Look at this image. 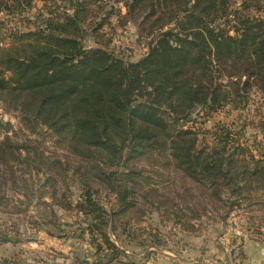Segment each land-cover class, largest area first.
<instances>
[{"label":"trees","instance_id":"16d2710c","mask_svg":"<svg viewBox=\"0 0 264 264\" xmlns=\"http://www.w3.org/2000/svg\"><path fill=\"white\" fill-rule=\"evenodd\" d=\"M36 1L50 7L40 20H29L26 30L9 26ZM101 1L0 0V100L31 133L45 130L78 159L71 166L5 136L0 165L32 168L44 177L53 204L87 217L78 238L88 232L97 252L107 251L106 262L90 264H141L109 233L121 223L127 241L133 240L124 217L156 210L192 230L208 210L175 205L154 194L157 188L145 191L134 161L162 157L208 190L225 213L264 188V153L243 141L245 128L218 122L203 130L194 117H209L227 105L245 110L253 93L264 96V0H128L125 13L112 9L94 22L87 5ZM111 15L121 24H138L140 39L148 40L139 59L127 60L99 44ZM89 37L96 45H86ZM258 126L264 131V119ZM74 178L80 193L73 206ZM102 190L114 195L110 206ZM10 241L19 240L1 230L0 244ZM0 264L9 261L0 258Z\"/></svg>","mask_w":264,"mask_h":264},{"label":"rangeland","instance_id":"374dc122","mask_svg":"<svg viewBox=\"0 0 264 264\" xmlns=\"http://www.w3.org/2000/svg\"><path fill=\"white\" fill-rule=\"evenodd\" d=\"M127 1L102 0L99 4L89 3V19L99 22L112 9L116 13H125ZM49 9L43 1H36L29 13L10 20L9 26L26 30L31 26L29 20H40L37 19L38 15L46 14ZM262 12L264 17V10ZM88 23L89 21L86 26ZM101 32L103 35L99 38V44H106L127 60H137L147 50L148 40L140 39L139 26L134 21L121 24L116 15H111ZM85 43L96 45L90 37ZM251 98L245 110L230 109L223 113L222 109L209 117L204 116L203 112L196 113V127L211 130L218 122L235 128L242 125L245 128L243 141L255 143L256 154L264 153V131L258 126L260 120L264 119V96L253 93ZM186 124L193 125L192 122ZM40 132L31 133L25 128L19 113L9 111L0 100V140L10 136L15 143L27 141L45 156L60 158L71 166L78 164L77 157L64 145L57 143L50 133L45 130ZM163 162L162 157L154 154L132 163L140 171V177L135 178L144 190L157 188L159 191L154 194L159 193L161 198H169L175 205L186 207L188 203L201 211L206 206L208 213L200 220L193 221L192 230L175 223L174 219H166L156 210L147 212L141 218L136 215L126 216L123 220H130V228L134 231L133 240L127 241L121 223L117 224L114 233L109 232L111 238L117 241L118 236L120 240L117 243L129 250L128 254L148 250V255L144 254L142 259L137 255L141 262L155 254L151 264H161L157 262L159 258L165 264V257L161 256L168 252L173 257L171 261L174 262L176 256L174 263L177 264H183L181 258L184 264H196L195 261L192 263V258L198 259L199 264H264V188L251 191L246 199L241 200V205L225 213L224 209L217 208L212 202L208 190L184 178L173 166ZM43 180V176H38L24 164H15L13 170L0 165V233L3 230L19 240L1 243L0 245H7L0 246V258L8 260L9 264L106 262V249L97 252L91 245L92 237L88 232L84 237L78 238L80 228L86 227L87 217L78 213L74 207L68 210L53 204L51 190L47 186L44 188ZM69 182L72 192L70 201L74 206L80 186L75 178L69 179ZM42 190L48 192L43 199L40 198ZM101 198L108 206L114 201V195L106 190H102ZM50 220L57 221L62 227H55ZM98 237L101 239L100 235Z\"/></svg>","mask_w":264,"mask_h":264},{"label":"crops","instance_id":"0c3cea01","mask_svg":"<svg viewBox=\"0 0 264 264\" xmlns=\"http://www.w3.org/2000/svg\"><path fill=\"white\" fill-rule=\"evenodd\" d=\"M147 51V50H146ZM145 54V53H144ZM4 245H7V244H3V245H0V246H4ZM126 247H128V246H126ZM124 248V247H123ZM129 248V247H128ZM126 252H128V253H130L129 252V250H126ZM147 253H149V251L148 250H144L142 253H133V254H135V256H136V258H137V255H138V257L140 258V259H142V257L141 256H143L144 254H146L147 255ZM171 253H165V254H162V256L161 257H165V264H177V263H174L175 262V258H176V256H175V258H174V262L173 261H171V259L173 258L171 255H170ZM154 255L155 254H151L147 259H148V261H147V259L145 258V260H144V262H146L145 264H151L150 262L153 260V257H154ZM6 256V255H5ZM158 258H159V256H158ZM162 258H159V261H157V262H159V263H161V264H163V261L161 260ZM180 259V258H179ZM180 261L181 262H183V264L185 263L184 262V260L181 258L180 259ZM194 261L196 262V264H199V261H198V259H194V258H192V263H194ZM144 262H141L142 264H144ZM26 264H33V263H26Z\"/></svg>","mask_w":264,"mask_h":264},{"label":"built area","instance_id":"2783aa9c","mask_svg":"<svg viewBox=\"0 0 264 264\" xmlns=\"http://www.w3.org/2000/svg\"><path fill=\"white\" fill-rule=\"evenodd\" d=\"M103 1H106V0H103ZM230 109H231L230 105L225 106V108L223 109V113H225L227 110H230Z\"/></svg>","mask_w":264,"mask_h":264}]
</instances>
